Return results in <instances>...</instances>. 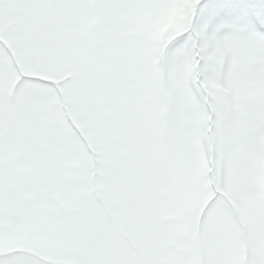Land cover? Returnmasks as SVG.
<instances>
[{
	"label": "snow or ice",
	"instance_id": "obj_1",
	"mask_svg": "<svg viewBox=\"0 0 264 264\" xmlns=\"http://www.w3.org/2000/svg\"><path fill=\"white\" fill-rule=\"evenodd\" d=\"M0 264H264V0H0Z\"/></svg>",
	"mask_w": 264,
	"mask_h": 264
}]
</instances>
